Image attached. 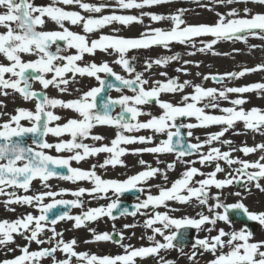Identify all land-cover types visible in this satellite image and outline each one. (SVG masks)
Segmentation results:
<instances>
[{
  "label": "snow or ice",
  "instance_id": "6c2138e0",
  "mask_svg": "<svg viewBox=\"0 0 264 264\" xmlns=\"http://www.w3.org/2000/svg\"><path fill=\"white\" fill-rule=\"evenodd\" d=\"M169 2L170 0H116L115 7L143 9L146 6ZM216 3L225 6L243 3L245 7L243 9L229 8L226 13L217 12V19L211 24H190L183 19L185 9H177L176 12L168 15L152 12H141L140 16L118 15L114 11L107 15H92L100 14L104 9L113 6L103 2L89 3L85 0H52V3L48 5H36L34 0H0V57L3 58L0 60V96L8 97L11 90L13 93H19L25 101H35L34 111L18 107L15 109V114H7L9 119L0 121V195L8 197L4 201V206L9 211H15L9 205L26 204L36 207L40 213L33 215L28 212L14 220H0V246L15 244L17 235L27 242L24 245H17L20 255L12 259H4L0 261V264H41L44 258H49L51 264H136L137 258L159 255L162 249L175 248L174 241L177 239L179 230L189 227L196 229L197 232L207 231L209 233L203 238L198 236L193 238L192 251L187 255L191 264H198V257L204 253H210L213 257L207 261V264H264V239L254 240L253 233L247 227L232 231L216 228L218 221L231 225L228 216L229 209L241 210L248 220L257 221L264 226V211H249L240 201L225 204L218 194L210 196L208 191L212 186L223 189L234 183L245 187L254 184L257 189L264 191V186L260 183L264 180V155H260L256 160L242 159L232 155L234 152L243 153L244 156L257 151L264 153V143L232 147L231 140L223 139L225 133L234 129L237 122H242L247 130L264 134V109L243 107L248 103L243 94L255 92L257 95H264V82L221 89L205 88L189 80L181 82L178 77L150 82L144 78L143 72L137 71L134 67L132 60L135 58L130 60L126 57V53L131 49H148L151 46L167 48L171 42L191 44L193 48H196V39L201 37H210V39L200 40L201 46L197 49L200 52L212 51L213 46L221 40L246 42L249 35L264 39V12H253L247 7L249 3L264 6V0H216ZM59 5L75 6L81 11L68 10ZM202 6L208 7V5ZM209 10L212 9L209 8ZM82 12L89 15H84ZM143 16H149L152 21H171V26L166 29L149 28L139 37L101 33L98 38H89L88 34L113 22H119L122 25H129L133 22L143 23ZM49 20L57 26V30H44ZM66 23L81 26L83 34L70 30ZM53 45H55V51L52 50ZM69 49H74V53L61 54L62 52L68 53ZM97 50L109 55L117 54L114 63L129 73L130 78H125L115 72L106 60L100 63L84 60L85 54L94 56ZM25 54L35 59L25 61L22 58ZM194 54V52L188 53V55ZM178 59L179 54L161 56L156 59L149 58L144 61V69L148 71L153 65L163 67ZM183 63L187 65L193 62L185 60ZM177 71L187 74V68H177ZM253 72H264V63L251 68L244 67L239 72H226L223 75L207 74L203 78L219 82L225 78H239ZM68 73H71L70 78L67 76ZM100 73L114 77L120 85L130 89L133 94L121 95L116 99L109 98L102 102L103 111H97L98 94L105 85L109 89L115 86L110 81L101 79ZM77 75L95 78L100 81V87L90 88L83 91L78 98L67 101L50 97L45 91L51 86L62 93L67 92L68 85L75 81ZM160 75L167 77L166 72H161ZM197 75L201 74L197 73ZM32 81L39 82L41 89L33 90ZM186 87H192L193 91L184 93ZM162 93H181V100L176 104L162 100L160 99ZM229 94L238 95L231 99ZM221 100L229 101L232 106L221 107L219 104ZM153 102L161 109L159 115L142 110L141 106ZM116 105L120 106V112L113 116L110 114V109ZM0 107H6V105L0 101ZM56 108L73 110L79 118H67L66 122L59 123L62 117L53 111ZM208 108L219 109L222 114H208L205 111ZM5 114L0 112V115ZM140 116H148L149 119L141 121L138 119ZM193 117L196 123L177 122L180 118ZM25 120L30 126H24L22 121ZM97 125L116 128L115 137L110 145L93 146L83 142L88 138L94 141L104 140L103 136L91 133V129ZM211 125L220 126V130L208 132L204 139L194 137L195 142L182 140V128H187V136L193 137V129L207 128ZM141 129L150 130L152 135L132 134ZM27 134H32L34 137L32 143L36 147L24 143L23 137ZM49 134L57 138L55 143L45 139ZM65 134L71 138L63 139ZM155 134L163 138L157 142L154 140ZM214 142L228 145L229 150L222 151L220 147L213 146ZM136 143L149 146L131 149L132 154L175 153L177 160L185 165L180 177L172 181L170 187L166 185L140 187L158 174L163 175V179L167 181V171L174 169L177 162H168L166 168L161 169L152 167L142 159L139 163L146 166L144 170L124 180L104 179L97 174V167L123 166L124 162L121 157L129 149L120 147V145ZM205 146H207V151H204ZM53 149L58 154L65 151L73 154L67 157L53 156L45 151ZM99 153L110 155L102 163L93 164L90 169L84 170L70 165V161L79 163ZM188 156H195L196 159H183ZM220 161L230 168L233 165L237 166L232 168V172L226 173L223 179L217 178L218 173L225 172ZM160 163L163 161L158 159L157 164ZM196 163L202 166L214 165V168L205 173L195 167ZM197 176L203 178L196 179ZM54 177L74 183L90 181L92 187H79L71 191V195L76 197L72 200L56 199L58 195L69 192L68 189H60L59 193L48 190L35 195H17L15 191H6L12 188L27 192L34 179H39L44 183L45 188H49L46 182ZM152 187L159 190L158 194L151 193ZM133 189L144 193L145 198L133 205L132 211H129L127 207L121 208L119 199H110L106 205L89 207L78 215L73 216L65 211L49 220L50 211L58 205L83 208L84 202L81 197L85 194L93 198H103L109 190H112L119 197L121 193ZM246 190L250 189L246 187ZM234 195L239 196L240 193L237 192ZM46 197L51 198L49 203H43ZM193 199L199 205L206 206L208 214L199 212L196 217L173 218L167 212L156 210L161 206L168 207V201L191 203ZM210 199L215 203L210 204ZM221 208L223 212L216 211ZM117 209L121 216H136L139 213L146 217L144 227L152 231V235L147 236V240L152 242L149 246L135 247L130 243H124V233L117 232L113 225L112 232H98L94 228H89L88 231L92 234L91 239L86 240L85 243L112 242L123 249L121 254L98 255L77 251V240L73 238L66 241L63 233L58 232L55 227L63 220L74 221L73 227L75 228L85 226L86 222L97 221L102 217L115 220L113 210ZM157 224L162 227L156 226ZM207 225L211 227H206ZM173 226L176 231L166 234L165 230ZM123 227L133 228L135 225L125 224ZM45 231L50 232L51 235L42 239L41 235ZM213 231L217 234L211 235ZM157 234L163 237V242L156 239ZM32 243L39 246L37 250H30L29 246ZM8 250L13 251L11 248ZM179 250L183 254V249ZM57 252L63 253V258H57ZM160 264H174V262L160 257Z\"/></svg>",
  "mask_w": 264,
  "mask_h": 264
},
{
  "label": "rangeland",
  "instance_id": "374dc122",
  "mask_svg": "<svg viewBox=\"0 0 264 264\" xmlns=\"http://www.w3.org/2000/svg\"><path fill=\"white\" fill-rule=\"evenodd\" d=\"M85 2L89 3H107L109 5H112L113 7L106 8L102 11L100 14H92V15H107L111 14L113 11L118 14V15H136L140 16L141 12H152V13H157V14H163V15H168L170 13L176 12L177 9H185V12L183 14V19L186 21V23L190 24H198V23H214L217 19L216 13H226L229 8H238V9H243L245 5L243 3L240 4H232V5H222L219 3H216V0H207V1H202V0H170L169 3H167L164 7H160V5H152V6H146L143 9H120L118 7H115L116 5V0H85ZM34 3L36 5H48L52 3V0H34ZM202 5H208V7H204ZM62 7H66L68 10H77L81 11L75 6H63L59 5ZM250 9L253 10V12H264V6L256 5L249 3L247 5ZM153 8V10H151ZM211 8L212 10H209ZM146 10V11H145ZM84 15H89L88 13H83ZM242 14V13H241ZM143 23H136L133 22L129 25H122L119 22H113L110 25L104 26L102 29L95 31L89 35L90 39L98 38L101 33L103 34H112V35H119L122 37H139L142 32H145L149 28H170L171 26V21L168 20H163V21H152L149 16H143L142 17ZM66 26L70 28L72 31L79 32L83 34V30L81 26H75V25H70L66 23ZM57 26L54 25L53 27H45L44 29H56ZM204 39H210V37H201L196 39V48H193L191 44H180L178 42H171L167 48H164L162 46H151L148 49H131L126 53V57L128 58V53L133 56L134 59V67L136 68L137 71L143 72L144 73V78L148 79L150 82L154 80H166L169 77H178L181 82L184 80H189L193 84H200L203 87H209V88H217L221 89L223 87H237V86H242L245 84L253 83V82H264V72H253L250 74H246L243 77L239 78H233V79H228L225 78L224 80L220 81L219 83H214L212 79H207L205 80L203 77L204 75L207 74H213V75H223L226 72H239L241 71L244 67H254L257 64L264 63V39L259 38L258 36H247L246 42L245 41H239V40H226L223 42L218 41L217 44L213 46L212 51H204L200 52L197 51V49L201 46L200 45V40ZM255 46V47H253ZM74 49H69L68 53L64 54H71L74 53ZM194 52V55H188V53ZM179 54V59L176 61H171L167 65L160 67L153 65V67L145 71L144 69V61L152 58L156 59L161 56H167V55H175ZM116 55V56H115ZM115 56V57H114ZM117 58V54L113 53L112 55H109L107 53L101 52L97 50L96 54L94 56H90L85 54L84 60L91 62L95 61L97 63H100L102 61H108L110 66L113 68L115 72L121 73L123 71V68L115 64L114 61ZM2 60V59H0ZM185 60L192 61L193 63L185 65L183 62ZM79 63V62H78ZM198 64V66H197ZM177 68H187V74L183 72H178ZM161 72H166L167 77L161 76ZM197 73H200L201 75H197ZM100 77H102V73L99 74ZM68 77H71V74L67 75ZM85 80L84 78H81L80 76H76L74 82H78ZM92 82V81H91ZM77 83H70L68 85V88ZM84 85L83 83H81ZM89 83V85L84 86L86 89L85 91L89 90L92 88L93 84ZM32 86H35L34 83H32ZM150 86V85H149ZM51 87V86H50ZM49 87V88H50ZM35 90H40L38 86L36 85ZM192 87H186L184 89V93H190L192 92ZM11 91V90H10ZM47 92V90H45ZM83 92V89L79 91H74L68 93V92H60L57 88L53 87L52 95L50 97H56L62 100H70L74 99L75 96H80L81 93ZM10 94H14L13 92H10ZM16 95L19 96V100H15L13 104H7L6 107H1L0 112L6 113L5 115H0V121H4L9 119V115L7 114H15V109L18 107H24L27 109L32 110V108L35 106L33 105L32 101L27 104L25 100L20 96L19 93H16ZM238 94H229L231 99L236 98ZM243 96L248 100V103L243 105L245 109H250L252 107H259L261 109H264V95H257L255 92H250V93H245ZM4 96H0V101H2ZM160 99L169 101L173 104H176L181 100V93H162L160 96ZM24 103L25 105L20 104ZM206 102V101H205ZM220 105H227V107H231L232 105L230 104L229 101H221L219 103ZM142 110L145 112H151L153 115H159L161 112V109L153 102L148 105L141 106ZM34 111V110H33ZM53 111L62 117L61 123L66 122L67 118H79L78 114L75 113L73 110L70 109H63V108H56L53 109ZM207 112V111H206ZM139 120L145 121L149 119L148 116H140L138 117ZM195 121V119H193ZM180 121V120H179ZM192 119L186 120L184 119L182 123L187 124V123H192ZM23 124L27 125L29 124L28 121H22ZM112 128H115L112 126ZM186 133L188 132L187 128H184ZM199 129H193V137H188V140H191L192 142H195L194 137H200L199 132L196 131ZM202 131L201 134L205 133L203 130L209 131L208 129H201ZM238 131V132H236ZM244 131V132H241ZM92 135H106L108 131H102L100 126L97 125L93 129H91ZM116 133V128L113 133H111L110 136H108L107 141L105 142L104 140L102 141H94L90 138L85 139L83 142L89 145L93 146H100L101 144H108L110 145L111 140L115 137ZM198 133V135H196ZM239 133V134H237ZM128 134V133H125ZM134 135H152V132L150 130H144L141 129L138 132L132 133ZM251 134L249 130L245 129L243 125H237L236 130L231 129L226 133V139L231 140L232 142L235 143V145L240 146L247 144L248 146H253L258 143H264V134H261L260 132H255L254 137L252 139H249L248 135ZM67 136L66 138L69 139L71 138L68 134H65ZM237 136H240L242 139L239 140ZM111 137V138H110ZM159 134H155L154 140L157 142L159 139H161ZM52 139V135H48L46 137V140L50 142ZM149 145H143V144H133V145H120V147H125L129 149V151L121 157V159L124 162V165H117L115 167L113 166H107L106 168H96V172L98 175H100L103 178V175L100 174V172L103 169H106V174H108L107 177L112 178V179H121V178H126L128 176H131L135 173H138L141 170H144L145 165H141L139 161L142 159L147 162V164H150L152 167H159L161 169L166 168V164L168 162L172 161H177L176 166L172 170L167 171V175L169 171H171L172 174H177L178 176L175 175V179L179 178L181 173L185 169V165L180 163L177 160V156L174 153H165V154H152V153H141V154H132L130 151L131 149L134 148H140V147H145ZM229 147V146H228ZM220 148H222V145H220ZM82 151V150H81ZM205 151V149H204ZM259 152V151H258ZM238 152L232 153L233 156H237ZM240 154V153H239ZM238 154V155H239ZM110 154L108 153H99L96 155L97 157V162L102 163L103 160L109 156ZM248 159H250V156H247ZM246 157V158H247ZM245 158V157H244ZM245 158V159H246ZM87 159V158H86ZM84 159V163L90 165L87 160ZM163 161V163L157 164V160ZM183 159L185 160H191V159H196L195 156H188L184 157ZM76 162V161H75ZM221 166L225 169L224 173H218L217 178L223 179L225 174L228 172H232V168L237 167L236 165H233L232 168H230L227 164L224 162L221 163ZM195 167L200 169L202 172H210L213 170L214 166L208 165V166H202L199 163L195 164ZM203 177L197 176L196 179H201ZM170 179V178H169ZM173 180H167L165 181L163 179V175L158 174L155 177L152 178L151 184H149V180L146 182V184H143V186L147 187L148 185H161V186H171V182ZM48 181L50 183L46 182L50 187L45 188L44 183L41 186V190L48 191H56L60 192V189H72L73 188V182L70 181L68 184H65L63 179L59 178H50ZM39 182V181H38ZM161 182V183H159ZM264 180H261L260 183H263ZM254 185V184H252ZM245 186H242L241 188H236L232 185L229 186L228 189H217L214 186L210 187L208 189L210 196L213 195H219L220 200L222 198V195L224 192L228 194L230 193H244L245 192ZM251 188V184H250ZM40 190V189H39ZM151 193L153 191L158 190L156 187H152ZM251 190V189H250ZM59 198L62 199H69L71 200L72 197L70 195H60ZM140 201V200H139ZM138 201V202H139ZM210 204L215 203L214 200H209ZM168 207H159L158 211L161 212H167L169 216L175 218H182L184 216H189V217H196V214L199 212H204L205 214H208L207 207L206 206H201L198 204V202L193 199L191 203L184 204V203H179L176 201H168L167 202ZM195 208H194V205ZM30 208V205H28ZM100 206V205H98ZM97 207V206H96ZM261 207V205L259 206ZM194 208V209H193ZM33 211V215H39L40 213L37 212V209L30 208ZM193 209V210H192ZM79 210V212H77ZM87 208L81 209L79 207H74L69 211L70 215H78L82 211H86ZM143 211V210H142ZM217 211V210H216ZM77 212V213H76ZM220 212V211H219ZM25 213L23 212V209L19 207L16 210L15 217L22 216ZM13 217V215L11 216ZM105 218V217H104ZM103 218V219H104ZM145 216L140 215L139 213L136 216H119L115 220L110 219L106 217L104 220L101 219L98 222L93 221V222H86L85 226H82L80 228H75L73 227L74 221L71 220H63L58 222L55 227L58 232L63 233V238L67 240H71L75 238L77 240V245H76V250L77 251H85L89 253H95L98 255H117L119 252L120 246L117 244H114L112 242H97L96 243H85L86 240L91 239V233L88 231L89 228H94L98 232H112L113 231V225H115V230L117 232L122 231L124 233V243H130L135 247H138L140 243L138 241H135V237L133 235V228H124L123 226L125 224H133V225H138L139 227L144 225V220ZM198 218V217H197ZM67 221H70L71 223H68ZM159 225V224H157ZM138 227V228H139ZM207 227V226H206ZM210 227V226H209ZM173 227L166 229V230H171ZM84 230H86L84 232ZM165 230V233H167ZM205 231H200L199 233L203 234ZM207 232V231H206ZM90 233V234H88ZM85 234V235H84ZM51 235L50 232L45 231L42 235L41 238H47V236ZM84 235L85 237H83ZM212 235V234H211ZM25 244V243H24ZM23 244V245H24ZM47 246V245H46ZM12 247L16 248L12 244ZM38 245L35 243H32L29 248L30 250H37ZM123 252V249L121 250ZM61 253V252H60ZM58 258H62L63 255L62 253L58 255ZM204 258V263L201 264H207V261L210 260L207 256L203 257ZM48 258H44L41 262V264H44Z\"/></svg>",
  "mask_w": 264,
  "mask_h": 264
},
{
  "label": "flooded vegetation",
  "instance_id": "af4514ba",
  "mask_svg": "<svg viewBox=\"0 0 264 264\" xmlns=\"http://www.w3.org/2000/svg\"><path fill=\"white\" fill-rule=\"evenodd\" d=\"M47 24L48 25H46L45 27H53L55 25L53 22H48ZM56 29H50V30H56ZM44 30H49V29H44ZM60 43L62 45V42H60ZM52 50L55 51V45L52 46ZM30 57L32 59H35V57L27 55V54H25L22 58H24V60H25V59H28ZM0 59L3 60L2 57H0ZM123 74L125 75L124 76L125 78H130V74L129 73L124 71ZM32 88H33V90H35L36 86H32ZM132 94L133 93H132L131 90H128V89L121 90V91H119V92H117L115 94V98H118L121 95H132ZM119 112H120V108L115 111L113 116H116L117 113H119ZM59 123H61V121H59ZM27 125L30 126V124H27ZM24 126H25V124H24ZM46 137H45V139H46ZM66 137L67 136L64 135L62 138L67 140ZM56 141H57V138L52 136V139L50 140V142L51 143H55ZM28 144H29V146H32L31 143H28ZM45 151L48 152V154L53 155V156L61 155V156L67 157V156H70V155L73 154V153H69L67 151L58 154V153L55 152L54 149L53 150H45ZM86 160H87V162L90 165L85 164L84 160L80 161L79 163H77L75 161H70V165L72 167H79L81 169L87 170V169H90L93 164H96L98 159H97V157L95 155V156L87 157ZM105 171H106V169H103L100 172V174L103 175V178L104 179H112V178L107 177L108 174H106ZM126 178H121L119 180H124ZM151 180H152V178L149 179V184L152 183ZM47 182L50 183V181H47ZM63 182L65 184H68L70 181L65 180ZM159 183H161V182H159ZM42 184L43 183L39 179H36V180L31 182L30 189L27 192H25L22 189H12V188L6 189V191H15L17 193V195H35V194H37L39 192H43L44 191V190H41ZM261 185L264 186V182L261 183ZM232 186H234L236 188H241L243 185L238 184V183H234ZM79 187L90 188V187H92V184H91L90 181H77L75 183L73 182V188L72 189H68L69 192L61 194V195H70L72 197V199H76V197L71 195V191H74V190H76ZM140 187H144L143 184L140 185ZM246 187H247V189H252V190H245V192L244 193H240L239 196H236L233 193H230V194L227 195V193L224 192V194L222 195L221 201L223 203H225V204H234L237 201H240L249 209V211H253V212L264 211V191H262L260 189H257L255 186H251V188H250V184L247 185ZM145 188H147V187L145 186ZM228 188H229V186H227V187H225L223 189H228ZM158 191L159 190L153 191L152 194H154V195L158 194ZM109 192H111V193H108V194L104 195L103 198H93L92 196H89V195L85 194L84 196L81 197V199L84 202V206L81 209L89 208V207H96L98 205H106L107 203L110 202V199L111 200L119 199V201L127 199V200H129L130 204H136V203H138L139 200H143L145 198V194L144 193L137 192L136 190H132L131 191L132 195H131L130 198L126 197V195L122 196L121 195L122 193L119 195V197H117V195L112 190H109ZM57 193H59V192H57ZM59 197H60V195H58L56 197V199H62V198H59ZM1 198L4 199V200L8 199V197H6L4 195H0V199ZM46 198L44 199L43 203H49L50 202L51 198H49L48 202H46ZM65 200H69V199H65ZM260 205H261V207H259ZM3 206H4V204H0V208L3 207ZM19 207H21L23 209V212L25 214L28 213V212H31L33 214V211L30 208L37 209L36 207H34L32 205H30V208H29V206L25 205V204H13L10 207V208H14L15 209V211L12 212V214H11V216L13 215V217L8 215L7 218H5L4 214L2 215L1 212H0V220H2V219H8V220L16 219L17 217H15V213H16V210ZM58 207H59V209H57L56 212L62 213L63 212V208L60 207V206H58ZM70 210H68L67 212H69ZM217 211L223 212L224 210L221 208V209H217ZM239 211L242 213L241 210H239ZM37 212H39V211L37 210ZM77 212H79V210ZM228 216H229V219L231 221V225H229L228 223H225L223 221H218L217 225H216L217 229L223 228L226 231H232L233 229L239 230L241 228L247 227V229L250 230L253 233V239L254 240H262V239H264V226L260 225L259 222L250 221V223H248L246 221H234V220L231 219V216H230L229 212H228ZM117 217H119V216H117ZM103 218L104 217L99 218L96 222H98L99 220H101ZM67 222L71 223L70 221H67ZM156 226L162 227L161 225H156ZM209 226L211 227V225H207V227H209ZM138 227H139L138 225H135V227L133 229V233L135 234L134 235L135 241H138V243H140V245L138 247H140V246H149L152 242L147 240V236L148 235H152L151 229L145 228L144 225L140 226L139 228ZM85 231L86 230H84V232ZM171 231H176V229L174 228V229H171V230H166V232H167L166 234L170 233ZM188 232H189V237H188L189 239H188V242L186 244L181 243V239L177 238L174 241V244L176 245L175 248L167 249V250H163L162 249V250H160L159 255H150V256H148V259H144L143 261L146 260L147 262L145 261L143 264H160V257H164L165 260L172 261V262H174V264H191V262L187 259V255H189L191 253V251H192L191 244L193 242V238H195L197 236L200 237V238H203L204 236L209 235V233L205 231L203 234H201V233L197 232L196 229L191 228V227L188 230ZM179 233H180V231L178 232L177 236L179 235ZM88 234H90V233H88ZM211 234L212 235H216L217 233H216V231H213ZM156 239L160 240L161 242H163V237L159 236L158 234L156 235ZM24 243H27V242L22 237L17 235V236H15V244H13L14 246H16V248L12 247V244L7 245L6 247L0 246V261H2L4 259H12L14 256L20 255L21 253L19 251V248H17V245H23ZM9 248L13 249V251H9L8 250ZM181 248L183 249V254L179 250ZM121 250H122V248H119V252L117 254H121L122 253ZM225 250H227V249H225ZM206 256L209 259L213 258L210 253H204L203 255L198 257V264L204 263V258L203 257H206ZM136 264H137V261H136Z\"/></svg>",
  "mask_w": 264,
  "mask_h": 264
},
{
  "label": "bare ground",
  "instance_id": "6f19581e",
  "mask_svg": "<svg viewBox=\"0 0 264 264\" xmlns=\"http://www.w3.org/2000/svg\"><path fill=\"white\" fill-rule=\"evenodd\" d=\"M202 1H207V0H202ZM167 3H165V4H160V7L162 8V7H164L165 5H166ZM151 10H153V8H151ZM146 11V10H145ZM223 41H226V40H221L220 42H223ZM86 81H83V84H84V86H86L87 84H88V81L90 80V79H85ZM81 87L82 86H79V85H76V84H73V85H71L69 88H68V93H70L71 94V92H74V91H77V90H81ZM105 88H107V86L105 85L104 86V88H103V90L101 91V93H99L98 94V96H97V100L98 99H103V100H107L108 99V97L106 96V93H105ZM205 88H207V87H205ZM83 89H85V87H83ZM193 90V89H192ZM191 90V91H192ZM6 100L7 101H9V100H12V96H8L7 98H6ZM14 100H18V99H14ZM222 101V100H221ZM221 101H219V103L221 102ZM28 103H30L29 101H27ZM207 102V101H206ZM200 106H202V104L200 105ZM221 107H227V105H220ZM113 107H111V109H112ZM35 108L33 107L32 108V110H34ZM110 109V110H111ZM205 111H207V113L208 114H214V115H220V114H222L221 112H220V110L219 109H213V108H208V109H206ZM183 119H186V120H190V119H192V123H196V120L194 121L193 119H195L194 117L193 118H180L179 120H183ZM183 122V121H182ZM178 123H180V122H178ZM243 125V123L242 122H237L236 124H235V127H234V130H236V128H237V125ZM25 126H28V125H25ZM101 129H103V131H108V133L104 136V141L106 142L107 141V138H108V136H110L111 135V133H113L114 132V130H115V128H112V127H102ZM195 129H199V130H196V131H198L199 132V136H200V138L201 139H204V138H206V134L208 133V132H216V131H219L220 130V126H217V125H211V126H208L207 128H200V127H198V128H195ZM201 129H208L209 131H206V130H203V132H205V133H203V134H201V132L200 131H202ZM236 132H238V131H236ZM241 132H244V131H241ZM249 132L251 133V134H249L248 135V137H250L249 139H252L253 137H254V134H255V132L254 131H252V130H249ZM258 133V132H257ZM196 135H198V133H196ZM225 135H226V133H225ZM238 137V139L239 140H241L242 138L240 137V136H237ZM223 139H226V136H224L223 137ZM131 145H133V144H131ZM220 145L221 144H219L218 142H214V144H213V146H215V147H220ZM241 146V145H240ZM232 147H239V146H237V145H235V143L234 142H232ZM221 150L222 151H228L229 150V147H228V145H222V148H221ZM205 151H207V146H205ZM240 152H238L237 153V156H239L240 158H242V159H245L247 156H244L243 155V153H240ZM239 154V155H238ZM260 155H264V153H261V152H256V153H253V154H249L248 156H250V159H248V157L246 158V159H248V160H256V159H258L259 157H260ZM245 157V158H244ZM223 161H220V163H222ZM212 166H214V165H212ZM175 175L176 176H178L177 174H172V175H169V178L171 179V180H173V179H175L176 177H175ZM175 177V178H174ZM108 193H111V192H108ZM107 193V194H108ZM4 199H0V204H4ZM49 201V198H46V202H48ZM185 205L186 204H188V203H184ZM13 205V204H12ZM12 205H9V207H11ZM26 205V204H25ZM194 205V204H193ZM194 208H195V205H194ZM193 208V209H194ZM192 209V210H193ZM0 212H1V214L3 215L4 214V217L5 218H7V216L8 215H10L11 216V214H12V211H9V210H7L6 208H5V206H3V207H1L0 208ZM83 237H85L84 235H82ZM57 254L58 255H60L61 253L60 252H57ZM62 255H64L63 253H62ZM57 256V255H56ZM57 258H58V256H57ZM63 258V257H62ZM144 259H148V256L147 257H144V258H137L136 259V261H137V264H143L145 261H143ZM147 262V261H146ZM44 264H51V262H50V259L48 258V259H46V261L44 262Z\"/></svg>",
  "mask_w": 264,
  "mask_h": 264
},
{
  "label": "water",
  "instance_id": "95a60500",
  "mask_svg": "<svg viewBox=\"0 0 264 264\" xmlns=\"http://www.w3.org/2000/svg\"><path fill=\"white\" fill-rule=\"evenodd\" d=\"M127 114V113H126Z\"/></svg>",
  "mask_w": 264,
  "mask_h": 264
}]
</instances>
